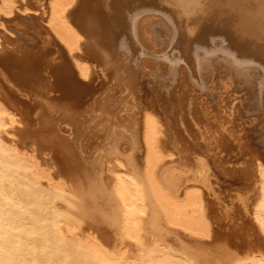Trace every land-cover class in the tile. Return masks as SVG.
I'll list each match as a JSON object with an SVG mask.
<instances>
[{
	"label": "bare ground",
	"instance_id": "bare-ground-1",
	"mask_svg": "<svg viewBox=\"0 0 264 264\" xmlns=\"http://www.w3.org/2000/svg\"><path fill=\"white\" fill-rule=\"evenodd\" d=\"M29 2L0 0V21L32 12L43 34L33 48L11 45L0 23V264H264L262 161L255 158L254 184L241 202L257 243L212 245L211 206L223 198L217 169L198 158L194 134L180 140L176 130L187 114L206 120L220 108L233 117L241 109L228 101L232 88L253 90L263 106L264 0H35L38 9ZM155 16L184 60L168 84L169 60L148 71L152 58L141 57V45L157 44ZM200 53L233 77L226 80L235 88L226 82L218 100L186 80L185 66L195 68ZM145 75L149 93L140 88ZM13 131L22 136L6 140Z\"/></svg>",
	"mask_w": 264,
	"mask_h": 264
},
{
	"label": "rangeland",
	"instance_id": "rangeland-1",
	"mask_svg": "<svg viewBox=\"0 0 264 264\" xmlns=\"http://www.w3.org/2000/svg\"><path fill=\"white\" fill-rule=\"evenodd\" d=\"M34 3H35V5H34ZM122 4V6H123V8H124V6H125V3L123 4V2L121 3ZM38 3L37 2H35V0H31V2H29V8H31V9H38ZM129 6V5H128ZM126 7V10H128V13H129V8H127V5L125 6ZM120 9H122L121 8V6H120V8H119V13H120ZM125 10V8L123 9V10H121V11H124ZM124 11L125 12V15H126V13H127V11ZM124 12H121V14H119V15H123L124 14ZM127 13V14H128ZM19 15L20 16H18V17H16V16H11V17H8V18H3V19H1V21H0V23L1 24H3L5 27H6V29L9 31V33H7L6 32V34L8 35V37H9V39L12 41L13 39V41L14 42H11V45H13V44H16V43H19V44H27L28 46H30V48H33V46H35V41H34V38H36V40L39 42L40 41V38L43 36V34H42V28H40L41 27V25H39L38 24V22L36 21V20H33L32 18H31V16L30 15H34V13H32V12H27V14H25V13H21V12H19ZM159 18L160 17H157L156 18V16L153 18V20H159ZM216 18V17H215ZM218 18V17H217ZM223 19V18H222ZM152 20V21H153ZM219 21H222V20H220V18L218 19ZM155 22V23H154ZM154 22H152V26H150V27H152L151 28V30H150V33H151V35H152V37H154L155 38V40H157V44L156 45H158V46H156L155 45V47L157 48L156 50H155V47H153L154 45H150L149 47H145L144 48V46L143 45H141V47H142V49H141V53H142V51H143V53L141 54L142 56L141 57H145L144 59L148 62L149 60H151L150 58H152V60L150 61V62H148V66L150 67V69H148V71L149 70H151V67H152V71H154V70H156L157 68H158V66H157V64L156 63H158V64H160L159 63V61L162 63L163 62V60H166V59H168L169 60V63H170V65H169V68H168V70L166 71V72H168V73H166L165 72V74H164V79H166L164 82L165 83H169L170 81H173V80H175V79H177V73H178V67L179 66H181L182 64H180V63H183L184 62V60L182 59L181 60V56L180 55H177V53H178V51H177V49L175 48V47H173V45L172 44H166L165 42V40H167L166 38H168V34H167V31H166V29H165V27L163 26V25H160L159 23L161 22V21H158V22H156V21H154ZM135 23V25H134V32H136V29L137 28H135L136 27V23L137 22H134ZM35 25V26H34ZM219 25V27H221V28H223L224 27V25L225 24H218ZM37 26H39V28L37 27ZM39 30V32H38V30L36 29V28ZM9 28V29H8ZM32 28V29H31ZM33 29H34V31H33ZM37 31H36V30ZM41 29V30H40ZM39 33V34H38ZM12 35V36H11ZM38 35H39V37H38ZM42 35V36H41ZM37 36V37H36ZM41 36V37H40ZM148 37V36H147ZM168 45V46H167ZM172 45V46H171ZM165 46V48H164V50H163V48L162 47H164ZM151 47V49H150V51H152V52H150L148 49ZM154 48V50H153V48ZM173 47V48H172ZM148 48V49H147ZM147 49V50H146ZM158 49H160V51L159 52H157L158 51ZM162 49V50H161ZM169 49H171V50H169ZM175 50V51H174ZM144 51H146V52H144ZM149 51V52H148ZM154 51H156V52H154ZM163 51V52H162ZM3 52V50L1 49L0 50V54ZM169 52H170V54H169ZM148 53V54H147ZM150 53H152L151 55H149ZM145 56H144V55ZM157 55V56H155V55ZM161 54V55H160ZM174 54H176L175 55V57L173 56ZM150 56V58H148V60H147V58L146 57H149ZM161 56V57H160ZM156 57V58H155ZM162 57H164V58H162ZM155 60H156V63H155ZM154 61V62H153ZM180 61V62H179ZM207 61H210L209 59L207 60ZM205 59H204V55L203 54H199L198 55V57H197V62L195 63V68H190V66L189 65H187V66H185V68H186V80H187V82H188V84H190V87H191V90H193L192 88H193V86H194V88H195V90H196V92L194 91V93H197V92H199V93H197V94H209V95H214V94H216V95H220V94H222L223 92H225L224 90L226 89V90H228L227 89V87H229L230 85H231V82H227V80L229 81V78H230V76H227V77H229L228 79H227V77H225V73L223 72V71H221V70H214V67H213V65H212V61L211 62H208V63H206L207 62ZM205 62V63H204ZM210 63V64H209ZM150 64V65H149ZM203 64V65H202ZM205 64H206V66H205ZM154 65V66H153ZM157 66V68H154V67H156ZM208 65V66H207ZM210 65V66H209ZM202 66H204V67H202ZM191 69H192V71H191ZM145 70V69H144ZM212 70V71H211ZM147 70H145L144 72L146 73V75H148L147 74V72H146ZM195 71V73H193L194 75L196 74V76L194 77V75H192V72H194ZM205 71V72H204ZM217 71V72H216ZM198 72H199V74H198ZM250 72H252L251 74H253V75H250L249 76V78H251L252 76H257V75H255L256 74V72L255 71H250ZM144 73V74H145ZM160 74H162L163 72L162 71H160L159 72ZM201 73H203V74H201ZM219 73V74H218ZM212 74V75H211ZM250 74V73H249ZM143 76L144 77V85H142L140 88H141V90L142 91H146V93L148 92H150V84L149 83H147V81H145L146 79H147V76ZM159 75V74H158ZM198 75V76H197ZM211 75V76H210ZM215 75H217V76H215ZM192 76V77H191ZM142 77V78H143ZM168 77V78H167ZM195 79H194V78ZM146 78V79H145ZM151 77H149V79H150ZM174 78V79H173ZM221 78H223L222 80H221ZM232 78V80H233V77H231ZM231 78H230V80H231ZM253 79H255L254 77H252ZM257 79H258V76L256 77ZM214 79V81H212ZM218 79V80H217ZM227 79V80H226ZM154 80H156V79H154ZM159 79H157L156 81H154L153 82V85L154 84H156V82H157V85L159 84V81H161V80H159ZM225 80V81H224ZM256 80V79H255ZM255 80H252V79H250V81L249 82H255ZM224 81V83L223 84H225L226 82L228 83V84H230L229 86H228V84H225V85H223L222 84V82ZM257 81V80H256ZM161 83V82H160ZM214 85H213V84ZM202 84V85H201ZM210 84V85H209ZM95 85V84H94ZM160 85V84H159ZM211 85H212V87L214 88H211ZM221 85V86H220ZM233 86L235 85V84H232ZM230 86L231 88L233 87V86ZM208 86H210V87H208ZM111 87H113V86H111V85H107V86H105L104 85V83H103V87L102 86H99V88L100 89H103L104 88V90H106L105 91V93L106 92H108V94H111V92L109 91V89L111 88ZM197 87V88H196ZM225 87V88H224ZM201 88V89H200ZM208 88H211V89H208ZM221 88H222V91H221ZM234 88H235V86H234ZM112 89H114V88H112ZM203 89V90H202ZM207 89V90H206ZM224 89V90H223ZM247 89V88H246ZM244 90V89H240V90H238V88L237 89H233L232 88V90H234V91H231L230 93L228 92V95L230 96L229 98L230 99H228V101H231L232 99L231 98H233V100L235 101L234 102V104L235 105H237V106H240V107H238V108H240L241 110L237 113V110H239V109H235V111H234V113H233V117H229L226 113H228V111H224L223 109V111H220V108H219V111L216 109H214L212 112L210 111V113L211 114H208L207 115V119L209 118V119H211V120H205V118L202 116V114L200 113H197V114H192L191 116H189L188 114H187V116H186V119L187 120H185V121H187V122H185V123H183L184 125H181L182 124V122H181V124H180V122H177V124H176V130H177V135H179V137H180V140H182V139H185V140H187V141H190L189 139H190V137L192 136V134H194V136H192L191 138H195L194 140H197V141H194V142H197V143H200L202 146L200 147V150H199V152H198V158L200 157V159H202L203 160V163L205 162H208L209 161V165H211V168H210V166H209V169H211V170H209V171H214L215 169H214V167L217 169V170H215L216 172L214 173V178L216 179V180H218V181H220V183L218 182V184L220 185V187H222V192H221V196L223 197V198H221V200H222V202H221V205H222V203H223V205L221 206L220 205V201L218 200L217 201V203L215 204V205H213L212 204V216H213V226H212V228H213V242L211 243L212 245L213 244H215V243H217V242H220V243H227V244H230V245H232L233 247L235 246V245H244V244H246V243H252V242H256L257 243V241H258V235H257V233L255 232V230H254V227H253V225L251 224V222H250V218H249V216L247 215L246 216V214H245V212H243V210H241V209H243L242 207H241V204L245 201V200H248V198H246V197H248L249 195H247V194H250V192H251V188H252V186H253V181H254V179H255V171H256V160H257V162H261L262 161V164L264 165V162H263V160H264V143H262V141L264 140V104H263V106L262 107H259V104H258V101H259V103H260V99L258 98V96L256 95L255 96V94L256 93H254V91L253 90ZM202 90V91H201ZM211 90V91H210ZM236 90V91H235ZM98 91H99V89H98ZM248 91V92H247ZM252 91V92H251ZM201 92V93H200ZM219 92H220V94H219ZM222 92V93H221ZM194 93H192V94H194ZM233 93V94H232ZM224 94V93H223ZM250 94V95H249ZM103 95V94H102ZM233 95V96H232ZM190 96H191V92H190ZM215 96V95H214ZM222 97V96H221ZM254 99H253V98ZM188 98H190V97H188L187 96V99L186 100H188ZM253 100H252V99ZM218 100L219 99V97L218 96H215V100ZM195 102V101H194ZM212 103V106H214V108H218V107H216L215 106V104H214V101H212L211 102ZM238 103V104H237ZM195 104V103H194ZM236 106V107H237ZM193 107V106H192ZM258 107V108H257ZM197 108V107H196ZM196 108H195V106L193 107V111H195L196 110ZM263 110H262V109ZM214 111H215V113H214ZM207 112L209 113V110H207ZM207 112H205V113H207ZM218 112V113H217ZM225 112V113H224ZM194 113V112H193ZM212 113L213 114H218V116L220 117H216L215 119H216V121H215V119H214V121H212L213 119L210 117L211 115H212ZM262 113H263V115H262ZM224 114L225 115H227V116H224ZM195 115V116H194ZM198 115V116H197ZM222 115V116H221ZM235 115V116H234ZM189 117H193L192 119L191 118H189ZM225 117H226V119H225ZM238 117V118H237ZM240 117V118H239ZM223 118V119H222ZM227 118H229L228 120H227ZM256 118H258V119H256ZM230 119H231V123L229 122L230 121ZM221 120H224V122L223 121H221L222 122V124H220V125H222L221 127H220V125L219 124H217V123H220V121ZM238 120L240 121V122H238ZM256 120H258V121H256ZM194 121V122H193ZM198 121V122H197ZM202 121H204V122H202ZM207 121V122H206ZM212 121V122H211ZM237 121V123L239 124V125H237V123H235ZM253 121V122H252ZM226 122V123H225ZM204 123V124H203ZM230 123V125H227L226 126V124H229ZM240 123H241V126H240ZM250 123V124H249ZM254 123H256V124H254ZM196 124V125H195ZM208 125V124H210V125H208V126H206V125ZM181 125V126H180ZM204 125V126H203ZM216 125H217V127H216ZM219 125V126H218ZM223 125H225V126H223ZM233 125H235V126H233ZM254 125V126H253ZM206 126V127H205ZM233 126V127H232ZM21 126H19V128H20ZM185 128V130L187 131V132H184L185 130L183 129V128ZM193 128V129H190V128ZM200 127H201V129H200ZM207 128L206 130H207V132H206V130H205V128ZM208 127H210V128H208ZM243 127V128H242ZM217 128V129H216ZM236 128H237V130H236ZM238 128H240V130L238 129ZM245 128V130H246V132H244L245 130H243ZM201 130L200 131V133H199V131L198 130ZM209 129H211V131L212 132H208V130ZM228 132V133H226V131ZM230 129V130H229ZM254 129V130H253ZM262 129V130H261ZM204 130H205V132H204ZM224 132H223V131ZM229 130V131H228ZM231 130H233V131H231ZM238 131H240V136H239V133L238 134H236ZM243 131V132H242ZM253 131H258V132H253ZM184 132V133H183ZM219 134H218V133ZM229 132H231V133H229ZM260 132V133H259ZM15 135H14V134ZM189 133V134H188ZM203 133H205V134H203ZM211 133V134H210ZM221 133H223V134H221ZM252 133V134H251ZM182 134V135H181ZM185 134H188V136H190L189 138H188V136L187 135H185ZM206 134H209V135H206ZM218 136H217V135ZM230 134H233L232 136L230 135ZM22 136V133L21 132H18V131H13L12 133H10L9 135H8V137L9 138H7V137H5V139L7 140H12L13 138H15L16 140L18 139L19 140V138ZM181 135V136H180ZM185 135V136H184ZM198 135H200V136H198ZM214 135V136H213ZM230 135V136H229ZM235 135H237L236 137H235ZM7 136V135H6ZM10 136H12L13 138H11ZM16 136V137H15ZM204 138H203V137ZM217 136V137H216ZM245 136H247V137H245ZM208 137H211V138H214L213 140L210 138V140H209V138ZM225 137V138H224ZM229 137H232V138H229ZM238 137H240V138H238ZM203 138V140L205 141L206 140V138H207V140L203 143V141L202 140H200V139H202ZM227 138V139H226ZM234 138V139H233ZM236 138H238L237 139V141H240V142H238V143H240V144H238V145H240L239 147H238V145H237V141H235V139ZM247 138V139H246ZM245 139V140H244ZM225 140H227V141H225ZM235 142H234V141ZM253 140H255V141H253ZM207 141H208V143H207ZM217 143H216V142ZM219 141V142H218ZM228 141H229V143H228ZM232 141H233V143H232ZM210 142V143H209ZM215 143H216V145H215ZM235 143H236V145H235ZM208 144H213V145H208ZM243 144L245 145V147L243 146ZM221 145H222V147H221ZM205 146H207V147H205ZM209 146V147H208ZM219 148H218V147ZM231 146H232V149H230L231 148ZM229 147V148H228ZM236 147H238V149L239 148H241L240 150H238ZM247 147V148H246ZM261 147V148H260ZM202 149V150H201ZM209 149V150H208ZM211 149V150H210ZM214 149V150H213ZM225 151H224V150ZM226 149H227V151H226ZM203 150H204V152H206V153H204L203 152ZM206 150V151H205ZM216 150H218V151H216ZM203 152V154H202V152ZM212 151L214 152L215 151V155L214 154H211L212 153ZM224 151V152H223ZM226 152V153H225ZM227 152H228V157L227 156H225V155H227ZM201 153V154H200ZM219 153V154H218ZM222 153V154H221ZM225 153V154H224ZM231 153V154H230ZM248 153V154H247ZM256 153V154H255ZM205 154H207V155H211V156H208V159H207V157H206V155ZM220 154H221V157H220ZM230 154V155H229ZM243 154V155H242ZM46 155H47V152L46 153H44V154H41V156H40V158H39V160L40 161H42L43 159H46L47 157H46ZM203 155V156H202ZM219 155V156H218ZM218 156V157H217ZM223 156H225V158H226V160L224 159V158H222ZM245 156V157H244ZM260 156H262V157H260ZM46 157V158H45ZM193 157H195V159H197V156H195V155H193ZM202 157V158H201ZM205 157H206V159H205ZM216 159V160H218V162H212V159L213 160H215L214 158ZM252 157H254L253 159H252ZM211 158V159H210ZM231 158V159H230ZM255 158H257L256 160H255ZM259 158H262V159H260V161H259ZM42 159V160H41ZM223 159V160H222ZM204 160H208V161H204ZM210 160H211V162H210ZM222 160V162H220ZM227 160H229V161H227ZM255 160V161H254ZM225 161L227 162V163H225ZM242 161V162H241ZM243 161H244V163H243ZM230 162V163H229ZM218 163V164H217ZM223 163V164H222ZM229 163V164H228ZM241 163V164H240ZM226 164V165H225ZM235 164V165H234ZM206 165H207V163H206ZM221 165V166H220ZM224 165H225V167H224ZM217 166V167H216ZM220 166V167H219ZM221 167H223L224 169H226V171L228 172H226V171H224L223 169H221ZM228 168V169H227ZM214 169V170H213ZM54 170V169H53ZM52 170V171H53ZM222 170V171H221ZM234 170V171H233ZM219 171V172H218ZM218 172V173H217ZM224 172V173H223ZM237 172V173H236ZM230 173V174H229ZM232 173V174H231ZM217 174V175H216ZM226 175V176H225ZM217 176V177H216ZM223 176H225V177H223ZM220 178V179H217V178ZM240 179V180H239ZM224 180V181H223ZM226 180V181H225ZM223 183H222V182ZM241 181V182H240ZM224 182H225V184H224ZM226 182H227V184H226ZM224 189V190H223ZM227 190V191H226ZM234 190V191H233ZM236 192V193H235ZM239 192V193H238ZM238 194V195H237ZM247 196H246V195ZM239 195H241V196H239ZM244 196V197H243ZM236 197V198H235ZM237 197H239V198H237ZM235 198V199H234ZM243 198L245 199V200H243ZM227 199V200H226ZM228 199H229V201H228ZM231 199H232V201H231ZM225 200V201H224ZM234 200H236V201H234ZM224 201V202H223ZM226 202H227V204H229V203H231L230 204V206L228 205V207H227V204H226ZM229 202V203H228ZM238 202V203H237ZM242 202V203H241ZM247 201H245V203H246ZM245 203H243V204H245ZM219 204V206L218 207H220V208H218L217 207V205ZM224 204H225V207H224ZM225 208V209H224ZM214 209H215V211H214ZM222 209V210H221ZM227 211V212H226ZM229 211V212H228ZM234 213H233V212ZM221 213V214H220ZM223 213H225V214H223ZM232 213V214H231ZM229 214V215H228ZM239 214V215H238ZM226 215V216H225ZM234 215V216H233ZM218 219H217V218ZM224 217V218H223ZM230 217V218H229ZM240 217V218H239ZM216 218V219H215ZM234 218H235V220H234ZM231 219V220H230ZM214 220H216V221H214ZM227 220V221H226ZM230 220V221H229ZM231 221H233V222H231ZM233 223V224H232ZM240 223V224H239ZM242 223V224H241ZM216 224V225H215ZM230 224V225H229ZM248 226V227H247ZM223 227H224V229H223ZM249 228V229H248ZM251 232V233H250ZM253 232V233H252ZM229 233V234H228ZM250 239V240H249ZM241 240V241H240ZM243 240H244V242H243ZM248 240V241H247ZM217 241V242H216ZM223 241V242H222Z\"/></svg>",
	"mask_w": 264,
	"mask_h": 264
}]
</instances>
